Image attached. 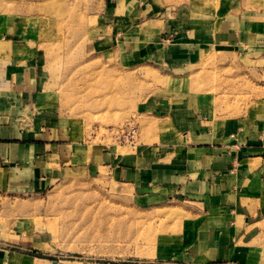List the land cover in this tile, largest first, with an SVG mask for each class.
<instances>
[{"label":"rangeland","instance_id":"1","mask_svg":"<svg viewBox=\"0 0 264 264\" xmlns=\"http://www.w3.org/2000/svg\"><path fill=\"white\" fill-rule=\"evenodd\" d=\"M230 2L156 0L173 19ZM98 3L0 0V108L7 98L3 79L42 65V106L60 120L65 138L128 156L168 142L173 133L165 116L195 93L216 97L222 117L264 105V75L234 55H207L201 65L177 71L157 59L125 63L119 54L96 48ZM129 124L138 128L135 138L121 135ZM199 216V208L173 188L136 189L93 164H74L41 192L0 186V248L56 260L145 264L185 247ZM261 245L263 258L264 240Z\"/></svg>","mask_w":264,"mask_h":264},{"label":"crops","instance_id":"2","mask_svg":"<svg viewBox=\"0 0 264 264\" xmlns=\"http://www.w3.org/2000/svg\"><path fill=\"white\" fill-rule=\"evenodd\" d=\"M98 2L95 47L119 54L125 63L157 59L186 71L207 55L230 54L264 75V0H231L218 10H189L183 19L171 18L156 0ZM3 80L0 186L41 192L65 167L93 164L136 189L173 188L199 208L186 246L145 264H264L259 254L264 240L263 104L222 117L216 97L195 93L165 116L173 133L168 142L119 156L65 138L60 120L42 106L47 81L42 65H27ZM0 264L142 261L56 260L0 248Z\"/></svg>","mask_w":264,"mask_h":264},{"label":"built area","instance_id":"3","mask_svg":"<svg viewBox=\"0 0 264 264\" xmlns=\"http://www.w3.org/2000/svg\"><path fill=\"white\" fill-rule=\"evenodd\" d=\"M127 130L128 131H126V130H122L121 132H122V134L121 135H123V133H125V137L126 138H135L136 137V135H137V131H138V128L136 127V125H131V124H129L128 125V127H127ZM118 133H120V132H118Z\"/></svg>","mask_w":264,"mask_h":264},{"label":"bare ground","instance_id":"4","mask_svg":"<svg viewBox=\"0 0 264 264\" xmlns=\"http://www.w3.org/2000/svg\"><path fill=\"white\" fill-rule=\"evenodd\" d=\"M159 237H160L159 239H161V238L164 239V236H159Z\"/></svg>","mask_w":264,"mask_h":264},{"label":"water","instance_id":"5","mask_svg":"<svg viewBox=\"0 0 264 264\" xmlns=\"http://www.w3.org/2000/svg\"><path fill=\"white\" fill-rule=\"evenodd\" d=\"M54 263H56V261H54Z\"/></svg>","mask_w":264,"mask_h":264}]
</instances>
